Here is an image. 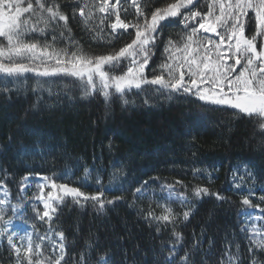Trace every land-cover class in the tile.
Here are the masks:
<instances>
[{
	"label": "trees",
	"instance_id": "16d2710c",
	"mask_svg": "<svg viewBox=\"0 0 264 264\" xmlns=\"http://www.w3.org/2000/svg\"><path fill=\"white\" fill-rule=\"evenodd\" d=\"M55 2L69 17L67 28L61 21L43 35L31 34L27 39L52 43L55 35L57 48L73 51L78 46L88 55H100L118 50L135 37L132 27L110 39L97 37L95 28L79 14V7L89 0ZM169 3L175 0H141L138 6L126 2L120 17L135 24L144 19L138 7L150 19L152 11ZM209 3L193 0V5L181 9V15L161 22L145 69L147 77L153 76V70L160 74V65L169 55L164 51L169 40L182 46L183 14L199 11L203 15ZM246 34L252 32L246 30ZM47 64L54 66V61ZM127 64L123 62L111 74H123ZM39 65V60L34 62L37 71L28 75L0 73V185L19 199L25 177L46 176L71 187H80V180L87 177L89 186L80 187L82 192L95 194L99 181L112 189L105 193L107 199H123L101 209L90 201L77 203L65 197L48 225L25 220L39 234L36 243L48 229L55 234L62 231L66 255L71 257L68 264H77L85 252L91 257L110 255L109 264H166L172 256L180 264L189 252L197 264H229V255L232 264H239L237 258L251 264L248 250L257 240L242 231L240 214L250 206L241 201L247 195L253 206L260 205L251 208L264 209L259 199L264 195V138L254 135L248 118L191 94L172 93L169 98L155 85H144V91L131 88L106 104L101 94L85 96L78 78L38 75L44 68ZM152 180L179 189L184 203L158 192L146 197L136 193ZM196 187H209L226 199L196 197ZM168 209L174 219H156ZM185 211L194 214L184 220ZM10 254L7 243L0 242V264H14ZM256 259L264 264V254Z\"/></svg>",
	"mask_w": 264,
	"mask_h": 264
},
{
	"label": "snow or ice",
	"instance_id": "6c2138e0",
	"mask_svg": "<svg viewBox=\"0 0 264 264\" xmlns=\"http://www.w3.org/2000/svg\"><path fill=\"white\" fill-rule=\"evenodd\" d=\"M190 5H193V0H175V3L152 11L150 19L145 16L144 10L138 7V15L144 19L142 21L138 19L135 24H130L121 20L118 12H109V0H100L98 5L85 3L79 7V14L85 19V23L91 15L89 12L86 16L85 9L96 7L100 13L115 14V22L110 24L113 34L118 29L125 33L130 27L135 29V37L131 42L118 50L107 54L88 55L78 46L73 51H69L67 47H55V35L52 37V43L40 44L38 41L27 39L31 34L43 35L46 29L54 28L61 21L67 28L69 17L61 11V6L55 0H0V73L12 77L34 72L37 68L32 65L39 60L40 64L44 65V70L38 72V75L64 73L76 77L83 81L85 96L101 94L106 104L114 103L131 88L144 91V85H155L158 86L157 90L166 91L169 98L172 93L182 92L194 95L210 105L238 110V115L248 118L253 123L254 135L264 138V0H210L208 11L203 15L199 11L183 14L186 32L181 37L182 46H177L169 40L164 49L169 55L166 62L160 65V74H155L153 70L151 78L145 75V69L153 55L151 49L155 47V34L161 27V22L181 15V9ZM112 8L115 10V5H112ZM106 19L107 16L102 17L101 24ZM201 30L205 34H215L218 40L201 36ZM246 30L252 34L247 35ZM68 32L70 34L71 29H68ZM63 35L62 32L61 36ZM108 43L111 44L112 41L109 40ZM49 61H54L55 66L49 68L47 66ZM125 61L128 64L123 74H111L113 70L122 68ZM109 89H113L114 92H110ZM123 102L128 103L127 100ZM41 180L44 182H38L40 195L37 199L43 204V213L38 212L37 215L42 221L45 218L47 222L52 221L56 212L52 202L63 203L65 197H72L77 203L81 200L90 201L101 209L106 204L123 199L121 196L107 199L105 193L112 189L99 181L95 194L82 192L80 187L89 186L87 177L80 180V187L58 185L49 177H41ZM24 181L27 182V177ZM46 187H51L62 195H54L52 191L45 195ZM141 191L142 189H136L137 194ZM194 195L212 196L221 202L226 199L218 192L211 191L209 187H196ZM259 199L264 202V195ZM2 203L5 201H0V204ZM241 203L250 207H260L259 204L253 206L247 195L243 197ZM192 214L194 211H185L184 220H188ZM241 214L250 215L244 210ZM148 215L152 216L153 213L150 212ZM170 218L174 219L170 209L166 210V214L156 217L163 221H169ZM57 234L61 241L65 239L62 231ZM3 235L4 233L0 232V236ZM7 240L11 249L10 258H14V264H68V260L71 259L66 255L64 243L58 245V254L46 256L42 245L34 244L31 236H27L26 245L20 247L14 242L12 235H9ZM92 251L95 252L96 249L93 248ZM248 251L251 264H258L256 257L258 254H264V240L255 241V247L249 248ZM90 259H95L96 264H109L113 258L107 254L91 257L85 252L78 258L77 264H81V260L83 264H88ZM227 259L229 264H232L231 255ZM237 259L239 264H243V259ZM176 260L177 256L166 258V264H176ZM180 264H197L194 253H186Z\"/></svg>",
	"mask_w": 264,
	"mask_h": 264
},
{
	"label": "rangeland",
	"instance_id": "374dc122",
	"mask_svg": "<svg viewBox=\"0 0 264 264\" xmlns=\"http://www.w3.org/2000/svg\"><path fill=\"white\" fill-rule=\"evenodd\" d=\"M89 1H90L89 5H98L100 3V0H89ZM126 2L133 4L134 6H138L141 0H119L118 4H117V0H109V12H113V11L118 12L120 16L121 10ZM112 5H115V10H113ZM87 9L88 12L85 13L86 16H88L89 12L91 13L90 18H88L87 21L97 31L96 32L97 37L102 38L103 36H105V38H109V39L112 38L114 34L112 33L110 24L112 22H115L116 19L115 14L109 15V13H100L96 7H90ZM105 16H107L108 19H106L104 23L101 24V18ZM109 18H112V22L109 20ZM191 23L192 22H190V24ZM220 30L221 29H218V31ZM122 31H123L122 29H118L116 33ZM200 35L211 37L213 39L218 40V37L215 36V34L212 33L205 34L202 32V30ZM176 55H180V53H176ZM229 62L231 63V61ZM47 66L49 68L53 67V65H49V64H47ZM43 70L44 68L40 72H42ZM26 75L28 74L26 73ZM46 77L64 78V77H73V76L64 73H58L56 75H49ZM41 177H46V176H33V177L31 176L27 178V182L23 181L22 183L23 185L21 186L18 195L21 196V198L19 199H15V197L12 194H9L7 188L0 185V201H5V203L0 204V232L4 233L3 236H0V242H6L8 245L7 237L9 235H12L14 242L17 244L18 247H20L22 245H26L27 236H31V239L35 244L36 243L35 240L39 236V234L35 233L25 220L33 219L35 222L45 225H48L50 223L47 222V218H45V220L42 221L39 219L37 215L38 212L40 214L43 213V204L39 199H37V197L40 195V188L38 182L39 183L44 182L43 180H41ZM141 189L142 191L141 193H139V195L143 197L150 195L152 196V194H154L152 192H158L159 194L166 196L168 199L182 200L179 197L182 195H179L175 188H172L171 186L161 183L155 184L153 180L147 182L146 184L144 183ZM170 189H171V198H169ZM6 191H7V196H5ZM49 191H52L54 195H62L61 193H58L57 191L51 189V187H46L44 189V194L47 195ZM52 203L53 206L56 207V212L55 214H53L52 217L53 220L57 213L58 207L61 206L63 203H60L59 201H54ZM244 211L250 213V215L241 214L242 216L241 220L242 222H244L245 229L248 230L250 237L253 239H259V238L264 239V211L257 208L245 209ZM253 229H255V231ZM14 233L15 235H13ZM21 237L24 238L22 239ZM39 240H40V244L41 245L43 244L42 250H44L45 248L44 255L46 256L52 255L53 253H57L58 245L62 243L60 236L58 234H55L52 229H48V231L44 233ZM22 253H23V249H22Z\"/></svg>",
	"mask_w": 264,
	"mask_h": 264
}]
</instances>
